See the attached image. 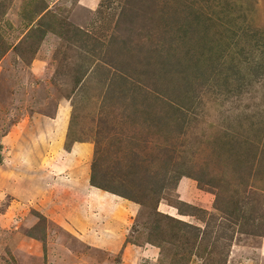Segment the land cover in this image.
Listing matches in <instances>:
<instances>
[{"label": "rangeland", "instance_id": "1", "mask_svg": "<svg viewBox=\"0 0 264 264\" xmlns=\"http://www.w3.org/2000/svg\"><path fill=\"white\" fill-rule=\"evenodd\" d=\"M0 264H264V0H0Z\"/></svg>", "mask_w": 264, "mask_h": 264}, {"label": "crops", "instance_id": "2", "mask_svg": "<svg viewBox=\"0 0 264 264\" xmlns=\"http://www.w3.org/2000/svg\"><path fill=\"white\" fill-rule=\"evenodd\" d=\"M131 249H132V248H131ZM131 249L127 247V249L125 250V256H124V259L126 258V255H127V253L131 251ZM150 251L152 252V251H153V249H152V250H150ZM151 256H156V254L154 253V254H153V255H151Z\"/></svg>", "mask_w": 264, "mask_h": 264}, {"label": "trees", "instance_id": "3", "mask_svg": "<svg viewBox=\"0 0 264 264\" xmlns=\"http://www.w3.org/2000/svg\"><path fill=\"white\" fill-rule=\"evenodd\" d=\"M49 27V26H48ZM56 31V29L55 28H49V32H55ZM55 33H57V32H55ZM178 222V221H177Z\"/></svg>", "mask_w": 264, "mask_h": 264}]
</instances>
